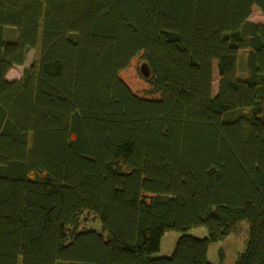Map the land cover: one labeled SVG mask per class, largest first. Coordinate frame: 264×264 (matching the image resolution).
Segmentation results:
<instances>
[{"label":"trees","instance_id":"obj_1","mask_svg":"<svg viewBox=\"0 0 264 264\" xmlns=\"http://www.w3.org/2000/svg\"><path fill=\"white\" fill-rule=\"evenodd\" d=\"M253 7L264 15V0H0V264H225L209 246L241 221L234 264H264ZM137 56L158 97L120 77ZM86 212L101 232L79 229ZM166 230L182 233L173 253L152 257Z\"/></svg>","mask_w":264,"mask_h":264},{"label":"rangeland","instance_id":"obj_2","mask_svg":"<svg viewBox=\"0 0 264 264\" xmlns=\"http://www.w3.org/2000/svg\"><path fill=\"white\" fill-rule=\"evenodd\" d=\"M249 20L255 23L264 24V15L257 8L253 7L252 13ZM12 38V39H9ZM5 42H15L17 40V31L13 27H6L4 31ZM36 51H29L24 66H15L10 71V77H22L23 68L28 67L33 58L35 57ZM247 55V50H241L239 52V73L244 75V62ZM144 63V60L137 56L134 58L128 68L120 72V77L127 83L131 90L145 98L158 97L157 94L151 93L152 88L147 78H144L140 73V66ZM218 71L216 65H214V83L212 93L215 95L218 91ZM79 229L84 230H96L102 231L101 222L94 218L89 213H84L81 216ZM188 235L205 238L208 236V230L205 227L192 228L187 232ZM182 235L181 232L174 230H166L163 234L160 248L157 252L152 254V257H167L170 256L175 248L176 241ZM249 235V223L247 221H241L232 231V233L223 241L212 243L208 250V259L217 263L219 261V251L222 250L225 254V264H234L240 252L245 249L246 241Z\"/></svg>","mask_w":264,"mask_h":264},{"label":"water","instance_id":"obj_3","mask_svg":"<svg viewBox=\"0 0 264 264\" xmlns=\"http://www.w3.org/2000/svg\"><path fill=\"white\" fill-rule=\"evenodd\" d=\"M140 73L144 78H149L151 76V71H150V67L149 65L144 62L141 66H140Z\"/></svg>","mask_w":264,"mask_h":264},{"label":"crops","instance_id":"obj_4","mask_svg":"<svg viewBox=\"0 0 264 264\" xmlns=\"http://www.w3.org/2000/svg\"><path fill=\"white\" fill-rule=\"evenodd\" d=\"M6 78H7V80H9V81H12V80H14V79H20L19 77H18V78H17V77H16V78H15V77L13 78V76L10 77V72L7 74Z\"/></svg>","mask_w":264,"mask_h":264}]
</instances>
